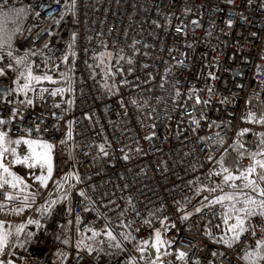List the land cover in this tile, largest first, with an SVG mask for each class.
Returning <instances> with one entry per match:
<instances>
[{
  "label": "built area",
  "instance_id": "2783aa9c",
  "mask_svg": "<svg viewBox=\"0 0 264 264\" xmlns=\"http://www.w3.org/2000/svg\"><path fill=\"white\" fill-rule=\"evenodd\" d=\"M5 8L23 10L14 55L35 51L34 73L47 72L56 83L36 85L26 97L33 105L19 106L13 123L0 129L16 137L27 127L35 136L39 125V135L55 144L50 182L71 168L80 178L49 215L36 211L45 192L18 219L14 204L0 195V220L23 223L22 240L34 234L23 248H10L8 258L14 264H127V252L113 255L107 243L93 244L91 253L77 249V215L80 233L93 224L104 228L105 217L118 239L130 231L134 242L126 249L149 238L145 220L158 228L166 216L165 238L174 243L161 264H246L239 256L252 250L247 244L229 250L206 235L220 223V206L212 210L216 216L203 205L200 213L188 209L198 188L218 182L208 174L222 156L246 166L255 149L257 136L237 133L262 129L243 118L264 113V0H8ZM14 78L12 71L0 77V117L18 105L7 94ZM54 89L63 91L52 96ZM240 143L243 157L234 150ZM28 219H39L41 227ZM251 224L264 233L258 217ZM177 250L187 254L183 260ZM133 255L140 264L139 253Z\"/></svg>",
  "mask_w": 264,
  "mask_h": 264
},
{
  "label": "snow or ice",
  "instance_id": "6c2138e0",
  "mask_svg": "<svg viewBox=\"0 0 264 264\" xmlns=\"http://www.w3.org/2000/svg\"><path fill=\"white\" fill-rule=\"evenodd\" d=\"M55 3H59L60 0H54ZM8 0H0V49H4L5 46L9 49L6 54L0 55V61H7L3 67H0V77H5L8 71L15 73V78L13 83L16 85L15 88L8 89V95L12 93L22 94L25 97L28 96L29 92L36 91V85L41 84L43 81H48L49 83L55 84L56 81L47 72L41 75H36L33 71L34 62L31 61L30 56H35L36 52L28 50L23 56L14 55L11 50L13 47L12 37L8 36L5 32L4 23L8 18L9 13H19L23 11L22 9L8 8L5 9ZM74 3V0H73ZM39 15V13H37ZM231 24V21H228ZM73 34V39H74ZM48 44H45V48ZM30 53V55H29ZM75 55V53H71ZM103 55V54H99ZM65 60L68 59L66 55ZM103 62V61H102ZM20 81H23L22 83ZM41 92H48L46 88H41ZM63 89H54L51 91L52 96H57ZM211 91V89H209ZM4 97H0L3 100ZM224 102V101H222ZM34 101L32 98H27L18 102L16 107L10 109V115L5 117H0V126L7 124H12L13 120L19 114V106H31ZM196 103H201L199 97L196 98ZM207 103V101H204ZM59 107V105H55ZM21 122L23 117L20 118ZM246 123L259 125L264 127V113H261L257 117L254 113H247L243 118ZM197 124L198 121H194ZM41 127L36 125L35 132L37 135H33V130L31 128H25L23 134L14 137L10 131H4L0 129V195H3L5 200L12 201L16 199L13 192H19L23 194V199L20 201L19 206L13 209L16 215H19L25 211V209H30L32 203L35 202L36 192H27L26 190L31 189L35 186L37 189H47L49 187V182L53 180L54 173V162L53 153L55 149V144L49 142L46 138L39 135L41 133ZM252 135L259 137V145H264V131L255 132L251 131L249 128H243L237 133V137H242L244 135ZM69 137L71 132L68 133ZM61 144L65 141L61 140ZM223 143V140L220 141ZM244 144L240 143L238 145L239 154L243 157ZM100 151L104 152L103 146H100ZM252 163L249 167L243 171L236 169L233 171L229 167L225 166V161L223 158L217 161L220 170L217 172H209V176L213 178H219V182H214V186L206 188H198L197 194L201 191H206L209 195L203 197L206 202L202 207L208 208L210 211L214 210L217 206H220L223 211L219 214L218 219L220 223L216 224L214 227L220 230L222 234L217 238L215 233L206 230V235L210 239H214L215 243L222 244L226 249H232L238 244H247L251 251H245L239 259L246 262V264H259V261L264 260V233L258 235L256 232V226L251 224L253 218H259L261 224H264V159H256L257 156L264 157V151H259L251 154ZM208 159L211 161L213 157L210 155ZM19 166L21 169H26L27 173L21 175L18 171L14 169ZM29 174L31 180L35 182H29ZM79 176L75 173H65L59 181L55 183V190L58 193H63L62 197H52V192H49L50 199L45 201L44 206L37 208L36 211L40 212L41 215H49L52 213L54 206L60 202V200L68 201L67 189L64 188L65 184H68L70 180L79 181ZM239 181V183H237ZM70 187H74V184H70ZM232 189V191H224V187ZM81 197H86V194L81 191L78 193ZM31 201V202H30ZM4 207L0 204V210ZM70 212L71 209H68ZM85 212L88 211L87 208L84 209ZM202 208H197L196 212L200 213ZM103 216V213L100 214ZM212 215L216 216L215 211H212ZM187 219V216L184 217ZM168 218L165 216L159 219V227H153L149 220H145L144 223L151 229L149 238L141 239L135 242L134 249H126L125 243H133L134 238L131 232H121L119 233V239L117 235H114L111 228V222L107 221L105 217L104 228L97 230L95 225L88 227L84 230V233L79 232L80 217L77 215V232L80 238L76 241L77 249H85L91 253L93 249V244H103L107 243L109 248H115L116 251L113 255L119 256L121 253L127 252V264H137V258L133 255V252L139 253V260L145 261V264H161L159 253L165 247H171L174 241L165 238V234L169 230L170 223H166ZM28 225H35L36 227H41V221L39 219H28ZM221 224L223 228L221 229ZM251 224V227H250ZM124 227L123 224L120 225ZM175 227V225H171ZM25 231V225L22 223L16 227L15 232L5 227V222L0 220V264H14L12 257L14 253L10 251V248L20 247L23 248L25 243L31 241L33 233H27L25 239H21V233ZM140 232L141 229H136ZM85 233H91L90 236H86ZM106 239H97V238ZM247 237V239H244ZM60 239V237H57ZM64 244H69L70 239L65 236L63 241ZM150 250H154V255L156 259L152 260L150 258L146 259L145 254ZM166 255L169 253H165ZM216 256V252L211 253ZM186 253L177 250L176 259L183 260L186 257ZM223 255V253H221Z\"/></svg>",
  "mask_w": 264,
  "mask_h": 264
},
{
  "label": "rangeland",
  "instance_id": "374dc122",
  "mask_svg": "<svg viewBox=\"0 0 264 264\" xmlns=\"http://www.w3.org/2000/svg\"><path fill=\"white\" fill-rule=\"evenodd\" d=\"M8 8H5L4 10H7ZM16 9H21V8H16ZM22 13L23 11H21L19 13V16L16 15V13H9L7 20L4 23V27H5V32L7 33L8 36L12 37V41L14 39V36L16 34V32L18 31L21 21H22ZM8 48L7 46H5L4 49H0V52L2 51H7ZM14 97L17 101H21V100H25L26 97L23 96L22 94H16L14 93ZM264 131V127H262V129L259 131ZM259 151H264V145H259V137L257 136V140H256V145H255V149L253 150V152L250 153V161L248 163V165H241L239 162L235 161L234 158H232L230 155H224L221 158L224 159L225 161V166L229 167L230 169H232L233 171H235L236 169H239L241 171L247 169L249 167V165L252 163V153L255 152H259ZM221 158L219 160H221ZM256 159H264V157L261 156H257ZM15 171H18L21 175H24L27 173L26 169H21L19 166H17L15 169ZM219 165L216 163L215 165V172L219 171ZM74 173L72 168L67 172V173ZM59 181V180H58ZM29 182L33 183V185L35 184L34 181L31 180L30 174H29ZM55 182H49V187L47 189H37L35 186H33L31 189L26 190L27 192H36L37 196L43 194L45 192L44 198L43 200L38 204V207L42 206L45 204V201L49 200V192H52V197L51 198H56L57 195H59L60 193L56 192L55 190ZM218 182H219V178H218ZM75 180H70L68 184L64 185V188L67 189V193L70 194L72 187H70V184H74ZM237 183H239V181H237ZM224 187V191L228 192V191H232V189L228 188L227 186H223ZM13 195L16 197V199L10 201L13 205V209L16 208L17 206H19L20 201L23 199V194L19 193V192H13ZM209 195L208 192L206 191H201L198 196L197 199L194 201V204L192 205L191 208L188 209V211H193L195 210L197 207H199L200 205H204L206 202L204 201L203 197ZM31 202V201H30ZM33 205V203H32ZM20 215V214H19ZM19 215H16L13 212V217L15 219H18ZM166 223H168V221H166ZM5 227L10 229L11 231L15 232L16 227H18V223H5ZM166 249L167 247H165L164 249L161 250V253H159V258L161 261L162 256L166 253ZM154 250H150L148 253L145 254L146 259L150 258L152 260L156 259V255L153 254ZM140 255V254H139ZM138 261L140 264H145V261L139 260L138 257ZM259 264H264V260L259 261Z\"/></svg>",
  "mask_w": 264,
  "mask_h": 264
},
{
  "label": "crops",
  "instance_id": "0c3cea01",
  "mask_svg": "<svg viewBox=\"0 0 264 264\" xmlns=\"http://www.w3.org/2000/svg\"><path fill=\"white\" fill-rule=\"evenodd\" d=\"M223 228V225L221 226V229ZM222 234V232L220 230H215V236L218 238L220 235Z\"/></svg>",
  "mask_w": 264,
  "mask_h": 264
},
{
  "label": "trees",
  "instance_id": "16d2710c",
  "mask_svg": "<svg viewBox=\"0 0 264 264\" xmlns=\"http://www.w3.org/2000/svg\"><path fill=\"white\" fill-rule=\"evenodd\" d=\"M15 35H16V34H15ZM14 37H15V36H14ZM197 196H198V194H197ZM196 199H197V197H195V200H196ZM195 200H194V201H195ZM194 201H193V203L191 204V207H192V205L194 204ZM191 207H190V208H191Z\"/></svg>",
  "mask_w": 264,
  "mask_h": 264
}]
</instances>
